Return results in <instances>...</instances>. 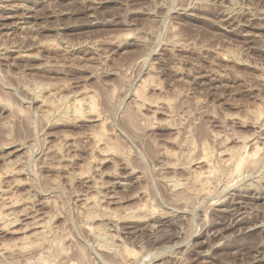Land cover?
Masks as SVG:
<instances>
[{
	"label": "rangeland",
	"instance_id": "1",
	"mask_svg": "<svg viewBox=\"0 0 264 264\" xmlns=\"http://www.w3.org/2000/svg\"><path fill=\"white\" fill-rule=\"evenodd\" d=\"M261 125L264 0H0V264H264Z\"/></svg>",
	"mask_w": 264,
	"mask_h": 264
},
{
	"label": "bare ground",
	"instance_id": "2",
	"mask_svg": "<svg viewBox=\"0 0 264 264\" xmlns=\"http://www.w3.org/2000/svg\"><path fill=\"white\" fill-rule=\"evenodd\" d=\"M143 100V99H142ZM77 101V100H76ZM75 102V101H74ZM80 102H75V103H72V104H74L73 106H75V107H73V108H75L76 110H78L79 109V111H76L75 109H74V111H76V113H78V112H80V109H82V107L80 108V106L82 105H80L79 104ZM82 103V102H81ZM88 104V103H87ZM90 104V103H89ZM89 106V105H88ZM92 106V105H91ZM87 107V106H86ZM64 108V107H63ZM72 108V109H73ZM51 109V108H50ZM87 109V108H86ZM85 109V111H89V110H92L91 109V107L89 106L88 107V109L86 110ZM83 110V109H82ZM73 111V110H72ZM90 113V112H89ZM79 114V113H78ZM77 115V114H76ZM80 115V114H79ZM130 116V115H129ZM101 119V118H100ZM260 119V118H259ZM258 121V120H257ZM130 122V121H129ZM132 122V121H131ZM263 123V122H262ZM260 128V127H259ZM259 131H261V132H263L262 133V135L261 136H259L260 138L259 139H257V140H259V142H260V145H261V147L262 146H264V125H261V128H260V130ZM256 136V135H255ZM94 139H95V137H94ZM247 140V139H246ZM252 141H250V140H247V141H245V142H243V144L241 145V147H239V148H237L236 150H228L229 151V153H228V151H227V156H226V158H224V159H222V163H225V164H227V163H229V168H227V169H229L228 170V172L226 173L227 174V176L228 177H231V176H233V175H237L238 176V174H240L241 175V172H242V174H243V172L244 171H242V170H244V169H246V166L248 167L249 165H254V157L257 155V158H258V153L260 152V151H258V153L255 155V153H256V151L259 149L258 148V145L257 144H259V143H257V144H254L253 142H255V141H253L252 143H251ZM247 144H251L250 145V147H252V153H247L246 151H245V149H246V147L244 148V146H246ZM263 148V147H262ZM189 150V149H188ZM262 150V149H261ZM205 151V150H204ZM206 152V151H205ZM224 152V151H223ZM194 153V152H193ZM191 154V153H190ZM208 153H206V155H207ZM221 154V153H220ZM205 155V154H204ZM186 156V155H185ZM189 156V155H188ZM191 157V156H190ZM203 158V157H202ZM204 159V158H203ZM264 159V158H263ZM201 160V159H200ZM215 160V159H214ZM204 161H206V162H204ZM210 161V160H209ZM209 161H207L206 160V157H205V160H203L202 161V164H204V165H206V167H208L209 165L208 164H206V163H208ZM220 161V160H219ZM255 161H257V159H256V157H255ZM260 161V160H259ZM200 162V161H199ZM216 162V161H215ZM211 163V162H210ZM209 163V164H210ZM220 163V162H219ZM255 164H257L256 162H255ZM215 165H216V163H215ZM210 167V166H209ZM209 167L204 171V172H202L201 173V175H203L202 177L203 178H205L204 180H205V182H206V179L209 177V176H212L211 174L212 173H210V171L212 172V170L211 169H209ZM211 167H213V166H211ZM210 167V168H211ZM224 167V166H223ZM257 167V166H256ZM213 168H215V167H213ZM225 168H226V166H225ZM251 168H252V166H251ZM254 168V167H253ZM221 169V168H220ZM223 169V168H222ZM227 169H226V171H227ZM249 169V168H248ZM210 170V171H209ZM216 170V169H215ZM253 170V169H252ZM214 171V170H213ZM246 171V170H245ZM247 172V171H246ZM193 173V172H192ZM198 173V172H197ZM194 174V173H193ZM216 174H217V171H216ZM218 174H219V171H218ZM222 174V173H221ZM221 174H220V176H221ZM226 174H224V175H226ZM197 175H199L198 177L199 178H201V175L200 174H197ZM230 175V176H229ZM239 175V176H240ZM244 175V174H243ZM264 175V174H263ZM216 176H218V175H216ZM222 176H223V174H222ZM227 176H225V177H227ZM193 177H195V176H193ZM198 177H196L197 179H198ZM213 177V176H212ZM219 177V176H218ZM227 177V178H228ZM192 178V177H191ZM227 178H225V179H227ZM232 179H233V177H231ZM231 178L229 179V180H231ZM259 178V177H258ZM193 179V178H192ZM211 179V178H210ZM209 179V180H210ZM220 179V178H219ZM196 180V179H195ZM200 180V179H199ZM209 180H207V182H209ZM216 181H217V179H215ZM228 180V179H227ZM232 181V180H231ZM197 182V181H196ZM195 182V183H196ZM206 182V183H207ZM213 183V182H212ZM211 183V184H212ZM227 183V182H226ZM174 184V183H173ZM199 184V183H198ZM216 184V183H215ZM214 184V185H215ZM176 185H177V183H176ZM203 185V184H202ZM201 185V186H202ZM204 186V185H203ZM202 186V187H203ZM249 186V185H248ZM175 187H177V186H175ZM204 187H206V186H204ZM209 187V186H208ZM216 187V186H215ZM228 187V186H227ZM226 188V187H225ZM244 188V187H243ZM206 189H207V187H206ZM185 190V189H184ZM209 190V189H208ZM207 190V191H208ZM198 191V190H197ZM202 191H205V190H202ZM207 191H206V193H207ZM208 193H209V191H208ZM211 193V192H210ZM212 194V193H211ZM3 198V197H2ZM197 198V197H196ZM188 200V199H187ZM231 200V199H230ZM10 201V200H9ZM8 201V202H9ZM89 201V200H88ZM8 202H7V204H8ZM11 204H13V202L11 203ZM96 204V203H95ZM2 205V204H1ZM215 205V204H214ZM213 206V205H212ZM1 216V215H0ZM4 216V215H3ZM3 216H1V217H3ZM7 217V216H6ZM223 219V218H222ZM2 220V219H1ZM4 223V222H3ZM2 224V223H1ZM6 224V223H5ZM4 224V225H5ZM3 226V225H2ZM47 226H48V224H47ZM38 228V227H37ZM39 228H42L41 226H39ZM94 228V227H93ZM93 231H95V233H96V228H95V230H93ZM98 231V230H97ZM36 234V233H35ZM100 234V233H99ZM103 235V234H102ZM101 237V235L99 236V238ZM104 237H106L105 235H104ZM101 239V238H100ZM113 240V239H112ZM105 241V240H104ZM114 241V240H113ZM108 242V241H107ZM112 242V241H111ZM114 244V243H113ZM108 247V246H107ZM175 247V246H174ZM173 248V247H172ZM7 249V248H6ZM107 250H108V248H107ZM113 250V249H112ZM126 252H127V250H126ZM129 252V251H128ZM115 253V252H114ZM131 255H133V254H131ZM136 255V254H135ZM129 256V255H128ZM134 256V255H133ZM48 258H49V255L47 256ZM132 257V256H131ZM136 257V256H135ZM129 258V257H128ZM122 259V258H121ZM47 260V259H46ZM135 260V259H134ZM45 261V260H44ZM43 261V262H44ZM46 262V261H45ZM48 262V261H47ZM43 264V263H42ZM45 264H47V263H45ZM50 264V263H49Z\"/></svg>",
	"mask_w": 264,
	"mask_h": 264
}]
</instances>
